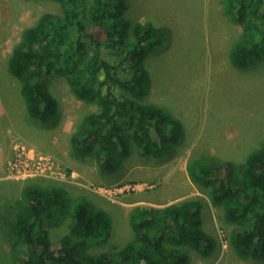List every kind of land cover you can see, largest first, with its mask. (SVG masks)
Returning <instances> with one entry per match:
<instances>
[{
  "label": "trees",
  "instance_id": "1",
  "mask_svg": "<svg viewBox=\"0 0 264 264\" xmlns=\"http://www.w3.org/2000/svg\"><path fill=\"white\" fill-rule=\"evenodd\" d=\"M56 2L60 13H43L25 28L7 61L6 73L19 84L25 111L44 126L54 123L58 100L51 80L67 77L85 103L98 107L70 137L74 158L93 159L98 173L108 177L132 155L169 156L180 143L182 123L161 106L143 102L151 83L143 65L160 43L156 32L147 24L130 26L128 0ZM220 3L223 16L243 28L228 54L232 66L247 69L263 61L264 0ZM187 174L222 210L235 253L264 261V142L236 168L206 153L195 155ZM3 205L0 219L6 221L11 258L5 264H190V254L206 258L219 249L204 230L201 197L133 208V236L123 247L113 244L104 207L84 195L30 181L15 188L12 205ZM60 227L65 233L54 241L52 230Z\"/></svg>",
  "mask_w": 264,
  "mask_h": 264
},
{
  "label": "rangeland",
  "instance_id": "2",
  "mask_svg": "<svg viewBox=\"0 0 264 264\" xmlns=\"http://www.w3.org/2000/svg\"><path fill=\"white\" fill-rule=\"evenodd\" d=\"M47 12L60 13L56 0H0V206L12 205L15 188L20 191L30 181L55 185L104 207L112 220L113 244L123 247L133 236V208L201 197L204 230L219 249L206 258L190 254V264H264L235 253L222 210L187 174L195 155L206 153L236 168L264 142V60L247 69L232 66L228 54L243 28L223 16L220 0H128L130 26L150 25L160 41L144 61L151 83L143 102L161 106L183 129L169 156L132 155L124 169L108 177L98 173L93 159L74 158L70 148L71 135L85 115L98 111L97 105L85 103L67 77L56 76L50 89L58 100V116L44 126L25 111L19 84L6 73L22 31ZM31 157L53 162L57 178H20L24 173L16 171ZM93 186L111 192L112 198L91 192ZM5 223L0 219V264L11 259ZM64 233V227L53 229V240Z\"/></svg>",
  "mask_w": 264,
  "mask_h": 264
},
{
  "label": "built area",
  "instance_id": "3",
  "mask_svg": "<svg viewBox=\"0 0 264 264\" xmlns=\"http://www.w3.org/2000/svg\"><path fill=\"white\" fill-rule=\"evenodd\" d=\"M43 157H31L28 161L20 164V169L16 171L18 176L22 175V179L41 177L44 179H54L57 178L56 170L54 168V163L48 161L47 164L43 162ZM45 160V159H44ZM51 162V163H50ZM72 180H75V177L72 175ZM91 192L101 195L102 197L112 198L111 192L106 191L102 187L93 186L92 188H88ZM120 193V192H119ZM118 194V193H117Z\"/></svg>",
  "mask_w": 264,
  "mask_h": 264
},
{
  "label": "crops",
  "instance_id": "4",
  "mask_svg": "<svg viewBox=\"0 0 264 264\" xmlns=\"http://www.w3.org/2000/svg\"><path fill=\"white\" fill-rule=\"evenodd\" d=\"M128 201H129V200H128ZM131 202H135V200L132 199ZM138 204H139V203H138ZM170 204H172V203H170ZM170 204H168V205H162V206H153V208H154V207L164 208V207H166V206H169ZM135 205H137V204H132L131 206H135ZM131 206H130V207H131ZM137 207H138V206H137Z\"/></svg>",
  "mask_w": 264,
  "mask_h": 264
}]
</instances>
